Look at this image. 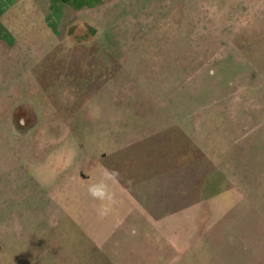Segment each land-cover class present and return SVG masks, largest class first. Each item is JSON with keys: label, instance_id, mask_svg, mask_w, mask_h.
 Here are the masks:
<instances>
[{"label": "rangeland", "instance_id": "1", "mask_svg": "<svg viewBox=\"0 0 264 264\" xmlns=\"http://www.w3.org/2000/svg\"><path fill=\"white\" fill-rule=\"evenodd\" d=\"M38 2L0 0V264H264V0Z\"/></svg>", "mask_w": 264, "mask_h": 264}, {"label": "clouds", "instance_id": "2", "mask_svg": "<svg viewBox=\"0 0 264 264\" xmlns=\"http://www.w3.org/2000/svg\"><path fill=\"white\" fill-rule=\"evenodd\" d=\"M117 175V173H115L114 171H110L105 169V177L107 178H115ZM102 177L101 179L90 183L88 186V194L96 200H100V201H105V200H110L111 199V195L109 192V183H108V179Z\"/></svg>", "mask_w": 264, "mask_h": 264}, {"label": "crops", "instance_id": "3", "mask_svg": "<svg viewBox=\"0 0 264 264\" xmlns=\"http://www.w3.org/2000/svg\"><path fill=\"white\" fill-rule=\"evenodd\" d=\"M37 1H39L38 3L41 5H43L44 3L46 4V0H37ZM34 4H35V2H34ZM41 13L42 12H39L38 14H35V16H34V18H36V20L37 19H44V13H42L43 15H41ZM48 17H50V16H48ZM45 20V19H44ZM39 258H41V257H39Z\"/></svg>", "mask_w": 264, "mask_h": 264}]
</instances>
